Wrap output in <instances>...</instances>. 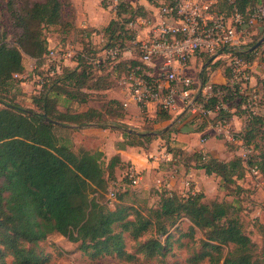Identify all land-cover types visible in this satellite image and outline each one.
<instances>
[{
  "label": "trees",
  "instance_id": "obj_1",
  "mask_svg": "<svg viewBox=\"0 0 264 264\" xmlns=\"http://www.w3.org/2000/svg\"><path fill=\"white\" fill-rule=\"evenodd\" d=\"M262 2L235 0L234 4H230L227 0H219L218 4L222 11L231 13L237 9L247 18L249 10L263 5ZM6 5L13 21L15 43L10 45L6 40L0 42V264H9V258H12V264H48L51 254L44 252L40 244L54 233L72 242H79L80 249L91 260L111 256L134 264L140 260V255L149 259L165 256L174 243L171 240V228L176 226V230L183 218L189 221V226L181 232L179 239L187 237L188 241L181 242V245L193 246L196 243V229L204 232V238L198 241L201 248L186 258L190 264H264V223L258 225L262 235V245L259 246L245 231L242 221L231 216L228 201L215 198L208 202L203 192L184 194L166 187L158 189V205L148 209L122 202L123 194L129 188L120 192L116 199L119 204L112 203L114 208H110L112 201L108 197L106 202L97 196L91 197L92 191L109 192L110 181L117 178L115 168L121 158L119 155L113 156L106 169L103 151L81 150L76 153L60 143L55 131L58 124L54 123L58 121L85 126L93 122L104 128L123 130L128 141L132 139L127 145L134 146L137 144L135 139L149 141L156 135L160 138L167 135L168 140H171L173 132H203L208 120H212L210 113L216 111L218 104L243 106L245 130L242 138L252 149L248 160L239 155L224 160L202 151L182 158L179 146H169L176 159L170 162L177 164L182 159L189 165V162L194 161V167L219 177L220 189H227L235 199L248 193L242 181L248 173L252 174V165L258 164L264 175V151L263 158L257 156L259 149L264 150L261 145L264 141V113L246 117V104L250 96L241 93V87L232 85L230 79L225 84L211 82V97L204 104L205 112H193L194 106L185 107L183 113L175 117L159 111L160 119L173 121V127L153 135L129 133L126 125L119 122L101 125L105 121L98 109L61 112L58 98L62 94L67 98H78L75 92L65 89L68 85H75L79 90L97 89L100 87L98 83L110 76H114L115 84L141 64L139 58H122L120 55L117 59L105 60L102 54L100 57L104 60H99L92 52H78L77 66L67 64L59 73L47 75L39 83L41 86H37V94L32 97L33 107L24 108L9 97L17 85L25 82L24 78H16L15 74L26 72L23 62L25 54L36 59L35 67L40 69L51 48L43 29L45 26L64 23L63 8L69 7L71 0H7ZM159 5L157 2L156 6ZM149 12L143 4L133 5L128 0H120L116 15L103 28L104 36L107 37L104 51L114 47L121 50L129 47L127 41L132 37L127 28L129 22L138 16H147ZM262 29L264 21L252 28L256 31ZM256 43L243 46L236 53L246 62L252 63L258 49L250 48ZM212 57L208 54L202 56L207 61ZM201 75L205 86L210 80L205 74ZM229 76L231 78L230 73ZM260 82L264 100V79ZM203 100L202 95H199L196 105ZM112 101L120 108V116L124 118L127 110L123 101L115 98ZM224 116H230V113L221 108L217 117ZM153 231L156 235H151L143 243L139 242L144 234ZM167 233L166 241L163 242L159 236ZM127 237L138 243L135 252L127 249Z\"/></svg>",
  "mask_w": 264,
  "mask_h": 264
},
{
  "label": "rangeland",
  "instance_id": "obj_2",
  "mask_svg": "<svg viewBox=\"0 0 264 264\" xmlns=\"http://www.w3.org/2000/svg\"><path fill=\"white\" fill-rule=\"evenodd\" d=\"M106 1V0H105ZM103 0H92L91 1V7L95 9L97 15L95 16L94 20H97V24H100L99 27H95L94 24L88 23L84 21L83 23H77L76 18H74L71 10L66 6L63 8V16L62 21L64 22L62 25H51V26H45L43 31L48 39V46L51 48H56L57 50L67 51L69 49L74 50V55L70 57L71 59L68 61V65L71 67L77 66V53L78 52H92L93 55H96V57H99V60H106L105 57H100L102 54H104V47L107 42V37L104 36L103 33V26L105 23L110 22L112 18H114L113 11L110 10L109 5L107 2ZM133 5H139L143 4L145 6H149L148 2L149 0H128ZM7 0H0V42L3 40H6V42L10 45H13L15 43V34L13 29V21L10 16V13L7 8ZM264 5V0L261 3ZM79 19L85 20L84 16H81ZM80 22V21H79ZM81 24V25H80ZM82 24H86V27L82 26ZM263 39L262 44L257 48L258 53L256 54V57H260L264 54V29L256 31L252 30L250 36L247 37V43H245L243 46L247 47L252 42H258L259 40ZM245 40V41H246ZM244 41V42H245ZM27 55H24L25 59V69L26 72L28 71V75L23 79L25 81V85L22 83L17 85L16 88L12 91V93L9 94L10 98H13L15 101H17L19 104H21L24 108H31L33 107L32 103V97L37 94L38 88L37 86H41L39 83L43 82L44 78H46L47 75L45 71H42L39 68L32 67L31 63L27 62L26 57ZM122 58H137L136 55H132L129 52H125L122 54ZM194 59V58H192ZM192 62V60H191ZM190 62V64H191ZM212 62V61H211ZM210 61L205 60V58H202L198 60L197 65L195 66V74L191 73L188 68H186V73L190 76H194L197 80H201V73L208 76L209 80L212 82V78L214 76L213 68L214 67H220L222 68L223 73L228 77V80L230 79L229 73V59L220 58V59H214L213 64ZM107 64V63H106ZM189 64V65H190ZM211 64V65H210ZM193 66V65H192ZM111 68V67H110ZM108 72V71H106ZM103 71L102 73H106ZM248 73L250 75L253 74V71L249 68ZM19 78V77H18ZM114 76H110L108 78L102 79L101 82L98 83L100 87L97 89H88L83 88L79 90L76 88L75 85H68L65 89H68L72 92H75L78 96V98H67L66 95L62 94L58 98V109L61 112H83L86 111L89 108L92 109H98L101 111V118L105 122H102L101 125H109L111 123H122L126 125V128H132L140 132H147V131H154V132H161L164 131V128L171 124L172 121H170L168 124H156L153 122L152 119L147 117V114L141 113L140 114V120L139 121H126L128 120V117L121 118L120 113L121 110L116 104L113 103V99L115 98H123V95L121 93V90L125 87L120 83V80L116 82L114 81ZM213 83V82H212ZM248 92L250 93H258L257 85L249 86ZM261 103V102H260ZM259 103V104H260ZM264 105L263 103H261ZM264 107V106H263ZM177 113H173L172 116L175 117ZM174 125V124H173ZM173 125L171 127H173ZM56 134L60 138V143L67 145L68 147L72 148L73 151L76 153H79L81 150L89 151V152H95L102 147V145L107 146L105 143L108 139H110L111 135H114L115 137H122L123 141L120 143V146L118 147H127V143L131 142L128 141V139L125 137L123 130L113 129L111 127L104 128L96 123L87 124L85 126H79L73 123H65L60 122L56 128H55ZM205 136H198V142L199 144H203V139ZM217 139L221 140V142L225 145H228V148L233 149H239L240 145L238 143H230L226 138L217 136ZM137 144L134 146L136 149H139V152L144 153L145 158H147L148 161H155L154 159V150L160 149L162 145H165V148L167 151L171 152L174 155V152L169 149V146L171 148H174L175 141L174 140H168L167 135H165L164 138H160L158 135H156L151 140H140L135 139L134 140ZM226 141V142H224ZM224 147L222 146V151L227 152ZM261 145L264 148V141L261 142ZM177 146V145H176ZM179 148V147H177ZM200 148V147H198ZM179 151L182 152V158L184 157V154L186 155V152L184 149L179 148ZM264 150L259 149L257 151V156H260L263 158V152ZM105 156L103 159V165L107 169V165L109 162V156L106 154L105 151H103ZM261 154V155H259ZM186 158V156H185ZM131 162V161H130ZM160 163H167L171 166L173 165L172 162L167 160H160L158 161ZM172 163V164H171ZM134 164L130 163L127 167H125L124 171L122 172V175L116 176V180H111L110 185L108 189H111L113 187H117L118 185H121L123 183H128V179L126 177L127 172L130 169H133ZM175 174H178L176 172L177 169L174 168ZM142 176L144 175L145 171L140 170ZM172 172V173H174ZM172 175V174H171ZM253 181H262V173L261 175L256 178L257 176H254L250 174ZM125 178V179H124ZM250 178V179H251ZM143 180V179H142ZM251 183V181H250ZM250 191L251 189H247ZM211 193V192H209ZM250 195L248 193L241 194L237 198H233V196L229 193L227 189H222L220 191V194H218V198L220 200L228 201L230 207V213L231 216L238 217L245 228V231L252 237V239L259 245H262V235L260 233L258 225L260 222L264 223V208H261L262 212L261 215L258 214V209L263 204L261 200V196H258V201H255L254 199H250ZM262 195V194H261ZM92 196H97L100 200L103 202H106L108 193L107 190H102L101 193L93 192L91 193ZM207 197V199H206ZM212 194H205V200L208 202H212L213 200ZM248 198V199H247ZM160 200V191L156 189V187L150 186L149 188H142L141 182L139 185L129 187L128 191L123 194L122 202L125 204L137 206L140 208H151L156 207ZM253 201V203L251 201ZM259 202V203H258ZM115 204H119V200L112 201L109 205L110 208H114ZM262 220V221H261ZM189 226V221L185 218L181 219L179 221V226L176 230H174L175 227L171 228V231H173L172 234V242L173 246L172 249L169 250V252L165 256H159L157 258L149 259L145 256L140 255V260L134 264H190L186 258L191 254L194 253V250H198L201 248L200 243L198 242L201 238H204V232L200 229H196L195 233V241L196 243L192 246H185L181 245V242H187L188 238L183 237L181 240L179 239V236L182 231H186ZM151 235H156V233L153 231V233H146L144 234L139 242L143 243L147 241ZM168 236V233L165 235H160V239L165 242L166 238ZM138 243L134 242L132 239L127 237V249L131 252H135L138 248ZM40 248L44 252H48L51 254V261L48 264H131L128 262H123L120 260H117L114 257L107 256L96 260H91L84 252L80 249V243L79 242H72L68 240L66 237L54 233L51 234L47 240L43 241L40 244ZM8 263L12 264V258L8 259ZM201 264H207L206 262H203Z\"/></svg>",
  "mask_w": 264,
  "mask_h": 264
},
{
  "label": "built area",
  "instance_id": "obj_3",
  "mask_svg": "<svg viewBox=\"0 0 264 264\" xmlns=\"http://www.w3.org/2000/svg\"><path fill=\"white\" fill-rule=\"evenodd\" d=\"M105 1V0H103ZM120 0H106L110 10L116 15ZM234 4L235 0H227ZM161 5L156 6V3ZM219 0H151L147 16H138L130 21L127 28L132 37L127 41L125 50L119 47L104 51L105 58L117 59L126 51L137 55L140 65L120 80L127 89L126 108L130 102L136 103L142 110L155 104L159 111L173 114L185 107H193V112H205L204 104L211 97V81L203 86V80H197L186 73L192 58L212 55V58L229 59L228 67L232 85H239L241 93L248 94L246 104L249 117L255 114L256 107L262 102L260 93L248 92L251 75L248 73L251 63L246 62L236 52L247 43L252 28L264 21V5H258L249 10V16L235 9L231 13L220 10ZM114 15V16H115ZM246 40V41H245ZM245 41V42H244ZM74 55V50L60 51L50 48L45 55V61L40 66L45 75L59 73L64 65ZM15 77L25 78V73L15 74ZM202 95L203 102L196 105V98ZM223 104L216 106V111ZM210 111H207V113ZM215 131L228 141H241L242 157L250 158L252 149L231 128L227 118L216 122ZM156 161H171L174 155L164 150L154 154ZM254 176H260L258 164L250 167ZM175 176V172L172 176ZM126 177L128 183L109 189L108 199L114 201L121 191L139 185L143 176L136 167L130 169Z\"/></svg>",
  "mask_w": 264,
  "mask_h": 264
},
{
  "label": "crops",
  "instance_id": "obj_4",
  "mask_svg": "<svg viewBox=\"0 0 264 264\" xmlns=\"http://www.w3.org/2000/svg\"><path fill=\"white\" fill-rule=\"evenodd\" d=\"M91 1L92 0H71V5L68 8L71 10L74 18H76L75 20L77 23H83L84 21H86L89 24L90 23L94 24L95 27H99L100 24H97L98 19L94 20L97 13L95 9L91 7ZM81 16H84L85 20L79 19ZM108 23L109 22L105 23L103 27L107 26ZM82 26L86 27V24H82ZM26 57H28L26 61L31 63L32 67H35L36 59L28 55ZM263 57L264 54L260 57L259 56L256 57L255 60L251 63L250 69L253 71V74L251 75V79L249 82V86L257 85L258 93H260L261 95L263 94V92H262V84L260 80L264 79ZM200 59L201 56L199 55L194 57V59H192L191 64L188 66V70H190L191 73L195 74V66L197 65V62ZM23 62L25 65L26 64L25 59ZM213 70H214L213 72L214 76L212 78L213 83L225 84L228 82V77L223 73L222 68L214 67ZM27 75H28V71L25 72V76ZM22 84L25 85L26 83L22 82ZM127 92L128 91L126 88L122 89L121 93L123 95V98H118V99L123 102L127 101V97H128ZM263 101L264 100L262 98L261 103H263ZM261 103L259 104L258 107H256L255 109L256 113H264V107H263L264 105H262ZM223 108L230 113V116L227 117L224 116L223 118L228 119L231 128L234 132H236L239 136L243 135V132L245 130V117L243 116V111H242L243 106L242 108L241 107L239 108L237 107V105L230 106L228 104H224ZM126 110H127L126 117H128V120L126 121H132V120L139 121L140 114L145 113L147 114V117L152 119L153 122L156 124L163 123L166 125L167 122L168 123L170 122L167 120L160 119L158 115L160 114V112L155 104H151L147 109L142 110V108H140L136 103L130 102L129 105L126 107ZM183 111L184 108L180 109V111L177 112L175 116L183 113ZM217 116H218V111H214L210 113V117L212 120L210 119L208 120L209 121L208 126L203 132H195V133L173 132L171 134V137L175 141V144L177 146H179L181 149H184L186 155H191L194 152L202 151L204 154H210L211 156L224 160H230L236 155L242 157L243 146L240 140L236 142L229 141L232 144L238 143L240 145L239 149H233V148L231 149L228 148V145L223 144L221 140L217 139L218 134L215 131V124L219 120L223 119ZM197 124L198 123H195V125ZM200 135L205 136L202 145L199 144L200 142H198V136ZM219 136L223 137L222 135ZM122 141H123L122 137H115L114 135H111L110 139H108L107 142L105 143L107 146L102 145V147H100L99 149L101 151L106 152V154L109 156V160L115 155L120 156L121 162L115 168L116 176L122 175V172L124 171L125 167H127L130 163H133L134 167H136L138 170L145 171L143 175V180L141 181L142 188H149L150 186L154 185L156 189H161L166 187L168 189L175 190L184 194L203 192L206 195L212 194L214 196L213 199L218 198V194H220V191H222V189H220L219 187L220 178L217 177L215 174H211V175L207 174L204 169H199L194 167L195 166L194 161H191L189 162V165H186L183 162V160L180 159V161L177 164L173 163L172 166L167 163L166 164L160 163L156 160L148 161L147 158H145L144 153L139 152V149L129 146L124 148L118 147L120 146V143ZM224 145H225V150H227V152L221 150L222 146L224 147ZM163 150H164V145H162L160 149L154 150V153L156 152L161 153L163 152ZM172 167L177 168L176 172L178 174H176L175 176L171 175L172 172L175 171L174 168ZM250 176L251 175L248 173L246 177L243 179L242 184L244 188H246V190L251 189L250 191H248V194H251L250 199H254L255 201H258V196L262 197L260 201H262L263 204L257 210L258 214L261 215L262 212L261 208H264V176H262V181L260 180L253 181V179ZM258 177L259 176H257L256 178ZM251 202L253 203V201Z\"/></svg>",
  "mask_w": 264,
  "mask_h": 264
},
{
  "label": "water",
  "instance_id": "obj_5",
  "mask_svg": "<svg viewBox=\"0 0 264 264\" xmlns=\"http://www.w3.org/2000/svg\"><path fill=\"white\" fill-rule=\"evenodd\" d=\"M262 42H263V39H261V40H259L256 44H254L251 48H250V50H254V49H257L261 44H262ZM214 58H212L211 60H210V62L213 60ZM202 80H203V77H202ZM54 123L55 124H59V122L58 121H54ZM173 123L174 122H172L171 124H169L168 126H166L165 128H164V131H167V130H169L170 128H171V126L173 125ZM127 131L129 132V133H135V134H138V135H153V134H157V132H140V131H137V130H135V129H132V128H127Z\"/></svg>",
  "mask_w": 264,
  "mask_h": 264
}]
</instances>
